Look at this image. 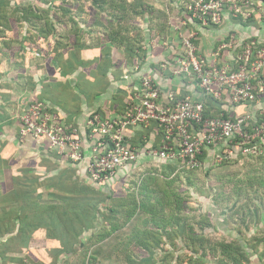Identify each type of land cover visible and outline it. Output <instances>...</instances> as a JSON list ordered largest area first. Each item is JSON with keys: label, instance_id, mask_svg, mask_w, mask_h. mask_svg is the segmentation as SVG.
Returning <instances> with one entry per match:
<instances>
[{"label": "crops", "instance_id": "0c3cea01", "mask_svg": "<svg viewBox=\"0 0 264 264\" xmlns=\"http://www.w3.org/2000/svg\"><path fill=\"white\" fill-rule=\"evenodd\" d=\"M141 1L105 0L104 9L92 4L93 14L81 13L79 3L62 2L63 9L76 8L72 11L78 14L71 15L58 12L54 1L0 0V264L69 263L78 248L101 242L88 239L102 217L97 214L94 226L87 228L85 215L91 211L86 210L85 194L126 195L133 173L174 166L144 153L160 143L155 122L126 128L127 143L142 154L101 182L89 177L86 160L73 162L46 138L20 134L23 110L42 102L59 123L76 127L88 154L95 136L88 134L87 117L94 112L121 115L135 102L143 75L152 77L162 99L169 91L203 99L194 81L171 73L181 52L174 25L185 20L183 0ZM28 6L34 14L24 13ZM197 31L198 50L209 61L219 41L230 34L264 43L259 19L226 18ZM232 58L233 51L221 56L225 63ZM221 108L228 115L256 116L264 110V93L256 104L222 102ZM212 155L208 150L204 160Z\"/></svg>", "mask_w": 264, "mask_h": 264}, {"label": "built area", "instance_id": "2783aa9c", "mask_svg": "<svg viewBox=\"0 0 264 264\" xmlns=\"http://www.w3.org/2000/svg\"><path fill=\"white\" fill-rule=\"evenodd\" d=\"M182 6L185 20L174 25L181 55L174 59L171 73L194 81L203 99L178 97L172 91L166 92L162 99L152 77L143 75L135 102L128 104L121 115L105 117L95 113L87 117L88 134L95 136L88 154L76 127L59 123L42 102L28 104L21 113V136L44 137L51 148L71 161L86 160L87 173L95 182L107 179L142 154L127 143L125 130L129 126H148L151 122L161 130V140L158 146L147 148L144 153L172 161L188 171L202 167L205 160L200 156L204 150H212V161L217 162L236 151L245 154L257 147L262 152L264 147L256 139H262L264 123L253 126L254 133L246 129L256 121L254 113L234 117L205 113L208 100L230 105L253 104L264 93V43L230 34L219 41L209 61L198 50L196 38L197 28L220 25L226 18L264 22V0H189L182 1ZM230 51L233 58L223 62L221 56Z\"/></svg>", "mask_w": 264, "mask_h": 264}, {"label": "rangeland", "instance_id": "374dc122", "mask_svg": "<svg viewBox=\"0 0 264 264\" xmlns=\"http://www.w3.org/2000/svg\"><path fill=\"white\" fill-rule=\"evenodd\" d=\"M43 1H54L60 5L67 1L75 7L79 3L80 12L89 13L87 7L84 6L87 0ZM118 1H124V4L127 2V0ZM75 7H70L68 10L71 15L78 14L72 11ZM3 11L0 8V13ZM41 12L46 13L45 10ZM224 159L221 162L213 160L214 163H211L212 159L204 161L202 167L191 171L171 169L165 166L163 169L153 167V169H146L140 173H133V178L127 183L128 194L133 193L138 196L141 178H147L150 175L159 176L166 188L179 193V200L181 199L182 208H184L178 213L179 215H176L179 220L175 222L177 223L175 228L170 229L167 234L165 231H158L155 237L149 236L150 240L158 241L154 243L155 245L150 243L157 248L153 255L154 259L150 261H156V264H197L200 260H203L202 264H264V148L260 152L256 147L245 154L236 151L231 157ZM151 185L154 188L156 183L151 182ZM122 188L120 187L119 191ZM163 213L166 217L172 216L169 207H165ZM204 214L210 218L213 227L208 228V225L198 222ZM149 216H145L146 219L149 220ZM135 224L138 227L143 225L132 220L97 246H91L97 252L94 264H126L127 255H130L132 259L147 258V254L142 250L135 249V243L132 238L130 239ZM181 224L184 225L183 228ZM190 227L205 235V239H201L207 246L204 257L201 256L202 250L189 257L191 245L189 249L188 243L180 238L182 230L187 231ZM213 229L217 231L214 232ZM231 233H237V236L233 237ZM228 243H239L242 246L246 244L250 248V251H247L250 260L244 263L243 259H240L242 263H233L232 259L224 257L219 250ZM84 251V248L76 251L68 264H84L87 255L89 256Z\"/></svg>", "mask_w": 264, "mask_h": 264}, {"label": "trees", "instance_id": "16d2710c", "mask_svg": "<svg viewBox=\"0 0 264 264\" xmlns=\"http://www.w3.org/2000/svg\"><path fill=\"white\" fill-rule=\"evenodd\" d=\"M187 1L189 0H183V2H187ZM103 2L105 3V0H87L84 2V4H86L88 11L93 14L92 4L96 3L97 5H99L100 9L101 7L104 9L105 6L103 5L104 4ZM139 3L143 4L141 0H139ZM56 7H58L60 13H64V11H68V8L63 9V7L60 4H57ZM33 9H34L33 7L28 6L27 10L24 13L34 14ZM37 10L38 13L41 14L40 13L41 10L40 9ZM179 55H181V52L177 56ZM257 102H258V97L253 104H256ZM244 104L249 105V103H244ZM95 113L98 112H94L92 114ZM221 113H223V117H229L226 111L222 110L220 102L216 100L214 101L208 100L205 114L207 116H218ZM236 114L234 113L230 115L234 117V115ZM256 114H257L256 115L257 119L254 122V124L248 125L246 127V129L251 133L255 132L254 129L252 130L253 126H259L261 123H264V111L262 113L257 111ZM87 130L88 133H90V128H87ZM261 137L262 139L257 138L256 141L260 142L261 145L264 147V135H261ZM99 138L100 136H98L97 139ZM206 155H207V151L204 150L200 158L204 159ZM223 161H225V159ZM211 163L214 162L212 161ZM168 168L176 169L179 167L176 163H174V166H170ZM147 178L149 179L146 180ZM147 178H143L141 180L140 188L138 189L137 192L138 196L133 195V193L126 195L124 194L122 196L121 195L113 196L112 194L111 196L109 194L104 195L105 193L102 192L103 194H100L102 195L100 198H96V197L94 198L92 194H90V196L88 194L87 195L85 194L86 210L91 211V215H88L87 213L85 215V218L88 221L87 228L94 226L93 219L99 217L97 214L100 213L102 217V225L98 230H95L96 232L94 231L91 233V235L88 237L89 240L94 239L95 242L104 241L114 232L122 229L127 223H129L132 220L138 221L141 224H143L142 227H138L136 224L133 226L130 234V239L132 238L133 243H135V249L137 251L142 250L145 254H147V258L132 259L130 255H127L125 257L126 264H156V261L153 260L150 261V260L154 259L153 255L157 249L156 246H154L155 245L154 243H157L158 241L150 240L149 236L155 237V235L158 234V231H162V232L165 231V233L167 234L170 231V229L176 227L177 223L175 222L179 220V218H177L176 215H179L178 213L184 210V208H182L183 207L182 201L181 199L179 200V193L177 191L169 190L168 188H166V186L163 185V180L159 176L150 175ZM151 182L156 183L154 188L151 185ZM165 207L170 208L172 214L171 217L170 216L166 217V214L163 213ZM145 216L146 217L149 216V220L146 219ZM150 220L153 223L150 222ZM198 222L199 223L202 222L203 224L208 225V228L213 227L210 218L206 214L202 215L199 218ZM182 231L183 233L180 235V238H182L184 241L188 243L187 246L189 249L191 245V254L189 255V257H192L194 253H198L201 250L203 252L201 256L204 257L205 248L207 246H205L204 242L201 239H205L204 237L205 235L196 232L193 227H190L189 230L187 229V231H185V229H183ZM213 231L216 232L217 230L213 229ZM230 235L236 237L237 233L235 234L231 233ZM150 243H153L154 245H151ZM195 244L197 245L195 246ZM213 246H217V244H213ZM211 247H212V243H211ZM83 248L85 249L84 251L85 254L87 253L89 254V256L87 255L86 257V261L84 264H94L95 260L97 259L96 249L91 248V246L89 245L82 246L78 249L81 250ZM69 249L73 250V249H77V247L69 248ZM116 249L117 248H115V250ZM247 251H250V248H248L247 245L242 246L239 243L238 244L228 243L223 245V249L221 248V250H219V253H221L224 257H227L229 260L232 259L233 263H237V262L245 263L250 260ZM240 259H243V261L241 262ZM258 260H259V256H258ZM202 263H204L203 260L197 262V264H202ZM41 264H46V263H41ZM66 264H68V262Z\"/></svg>", "mask_w": 264, "mask_h": 264}]
</instances>
